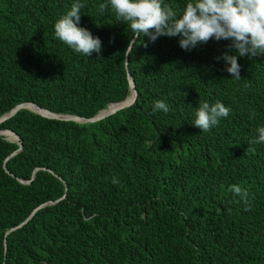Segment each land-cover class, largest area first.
<instances>
[{
  "label": "trees",
  "instance_id": "16d2710c",
  "mask_svg": "<svg viewBox=\"0 0 264 264\" xmlns=\"http://www.w3.org/2000/svg\"><path fill=\"white\" fill-rule=\"evenodd\" d=\"M76 2L99 57L54 35ZM188 2L164 0L178 15ZM105 3L0 0V117L25 102L93 117L131 95L129 76L137 92L95 121L28 107L0 121V264H264V143L249 147L264 126V53L237 55L240 79L219 59L236 54L229 40L184 50L145 36L124 56L132 33ZM158 99L169 112H153ZM217 100L231 111L201 132L195 108Z\"/></svg>",
  "mask_w": 264,
  "mask_h": 264
},
{
  "label": "clouds",
  "instance_id": "9594fccd",
  "mask_svg": "<svg viewBox=\"0 0 264 264\" xmlns=\"http://www.w3.org/2000/svg\"><path fill=\"white\" fill-rule=\"evenodd\" d=\"M109 6L116 20L126 24L132 33L124 56L132 54L135 41L141 40L142 43L145 36L150 42H155L160 36H178L179 45L184 50L207 43L210 39L229 40V47L235 49L236 54L224 52L219 59L225 61L226 71L233 78L240 79L237 55L264 53V0H190L179 15L164 0H107L100 5V11L103 13ZM82 7L79 2L73 3L71 9L55 22L54 35L77 53L90 57L95 52L99 57L102 48L100 37L80 26ZM152 108L153 112L162 110L167 113L170 110L169 105L160 99L154 101ZM230 111L219 100L212 104L201 102L195 108L192 124L201 132H209ZM254 131L258 135L249 141V147L264 143V126ZM229 191L239 197L247 210L250 203L247 190L233 184Z\"/></svg>",
  "mask_w": 264,
  "mask_h": 264
},
{
  "label": "water",
  "instance_id": "95a60500",
  "mask_svg": "<svg viewBox=\"0 0 264 264\" xmlns=\"http://www.w3.org/2000/svg\"><path fill=\"white\" fill-rule=\"evenodd\" d=\"M129 82H130V88H131V95H129L128 97H126L125 99L119 101V102H116V103H112V104H109L108 108L105 109V110H102L100 111L99 113H97L95 116L93 117H80V116H77V115H60V114H56L50 110H47V109H44L32 102H25V103H22V104H18L15 108H13L8 114L6 115H3L0 117V121L5 119L6 117L10 116L11 114H13L15 111H17L20 107H28L30 108L31 110L41 114V115H45V116H48V117H57V118H62V119H72V120H76V121H95L97 119H100L112 112H114L115 110L123 107V106H127L129 104H131L135 98H136V95H137V92L134 88V82L131 78V76H129ZM113 105V108H111V106ZM7 132L11 133L13 136H15V138L18 139V136L11 130H7ZM21 144V142H20Z\"/></svg>",
  "mask_w": 264,
  "mask_h": 264
},
{
  "label": "rangeland",
  "instance_id": "374dc122",
  "mask_svg": "<svg viewBox=\"0 0 264 264\" xmlns=\"http://www.w3.org/2000/svg\"><path fill=\"white\" fill-rule=\"evenodd\" d=\"M7 137H9V139H15V136L11 135V134H6Z\"/></svg>",
  "mask_w": 264,
  "mask_h": 264
},
{
  "label": "bare ground",
  "instance_id": "6f19581e",
  "mask_svg": "<svg viewBox=\"0 0 264 264\" xmlns=\"http://www.w3.org/2000/svg\"><path fill=\"white\" fill-rule=\"evenodd\" d=\"M111 108H113V105L111 106ZM8 134H10L9 132H7ZM9 138V137H8Z\"/></svg>",
  "mask_w": 264,
  "mask_h": 264
}]
</instances>
